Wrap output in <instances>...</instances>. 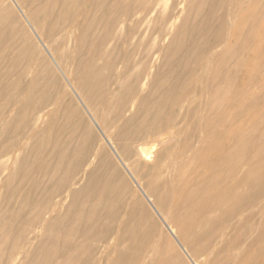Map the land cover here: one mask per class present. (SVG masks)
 Instances as JSON below:
<instances>
[{"label": "bare ground", "instance_id": "bare-ground-1", "mask_svg": "<svg viewBox=\"0 0 264 264\" xmlns=\"http://www.w3.org/2000/svg\"><path fill=\"white\" fill-rule=\"evenodd\" d=\"M2 23L0 264H147L139 222L186 264L264 248V0H0Z\"/></svg>", "mask_w": 264, "mask_h": 264}, {"label": "rangeland", "instance_id": "rangeland-1", "mask_svg": "<svg viewBox=\"0 0 264 264\" xmlns=\"http://www.w3.org/2000/svg\"><path fill=\"white\" fill-rule=\"evenodd\" d=\"M63 24H65L64 20L59 22V26L60 25L62 26ZM7 25L5 23H2V24H0V28L1 27H5ZM11 30H13V29L11 28ZM11 30L9 32H11ZM0 32H2V31L0 30ZM6 32H8V31H6ZM73 32L76 33L78 31H77L76 28H74ZM73 49H74V47H72V46H70L68 48V50L71 51V52H72ZM42 53L43 52H39L38 54L41 55ZM251 75L255 76V79H257V80H255L256 83L251 87L252 91H254L255 93L256 92H260L262 90L261 89L262 87H259L260 85H258V81L261 80V79H264V67L258 68V71L257 70L255 71V70L252 69ZM263 90H264V85H263ZM255 105H256V108L259 111L264 110V99L260 100V102L258 101L257 103H255ZM175 138H173V140L171 142H174ZM255 147L258 148V145H256ZM260 150H261V152L259 151V153H260L259 155L264 157V151L262 152V148ZM158 161H159V163H157ZM169 161L170 160L169 159L167 160L166 156H164V157L162 156V159H161V156H158L157 158H155V157L151 158L150 162L148 160V163L150 165L155 164L154 166L157 167L156 171L161 170V168H163L162 167L163 165H165V166L167 165L166 169H168V170H166V173H164V175H165L164 177L167 180H169V178L171 179V177L174 178V174L178 170V168L176 169V167H175L176 164H174V162H170V164H169ZM160 163H161V165H160ZM242 166L244 167L245 165H242ZM254 191H255L254 192L255 194H264V185H260V187L256 185ZM0 194H2V193L0 192ZM1 200H2V198H1V195H0V201ZM137 227L140 228V232L141 233L139 235H140V239L142 240L141 241L142 250H141L140 255L143 256V254H144L146 257H148L150 262L147 263V264H186L184 259L181 258L178 255L177 251L173 247L169 246V244L165 241V239L163 237L160 236V240H159L158 229L154 228L153 229L154 231H152L150 234H148V236L146 238V236H144V231L141 230V228H142V223L141 222H139ZM200 227L201 226L198 225V228H200ZM149 235H152V236H149ZM155 238H156V240H155ZM222 246L223 245L221 243H217L216 244L217 248H222ZM253 249H255V250H252L249 253H245V251L237 253V255H236L237 256V258H236L237 264H240V262H241V264H264V248L263 249H259L257 247H253ZM151 252H153V253H151ZM195 259H197V258H195ZM197 260H198V262L195 261L196 264H202L200 258L197 259ZM98 264H102V263L98 262Z\"/></svg>", "mask_w": 264, "mask_h": 264}]
</instances>
